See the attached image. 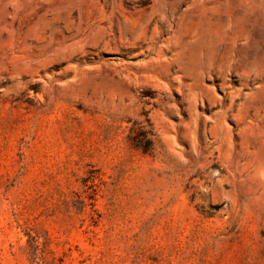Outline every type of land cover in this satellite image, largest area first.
<instances>
[{"label": "rangeland", "instance_id": "374dc122", "mask_svg": "<svg viewBox=\"0 0 264 264\" xmlns=\"http://www.w3.org/2000/svg\"><path fill=\"white\" fill-rule=\"evenodd\" d=\"M0 264H264V0H0Z\"/></svg>", "mask_w": 264, "mask_h": 264}]
</instances>
